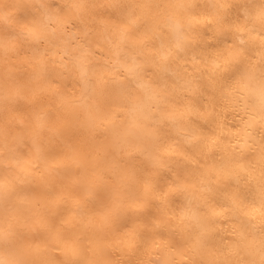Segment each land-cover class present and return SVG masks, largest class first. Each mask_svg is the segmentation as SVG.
<instances>
[{
	"label": "bare ground",
	"instance_id": "1",
	"mask_svg": "<svg viewBox=\"0 0 264 264\" xmlns=\"http://www.w3.org/2000/svg\"><path fill=\"white\" fill-rule=\"evenodd\" d=\"M0 264H264V0H0Z\"/></svg>",
	"mask_w": 264,
	"mask_h": 264
}]
</instances>
